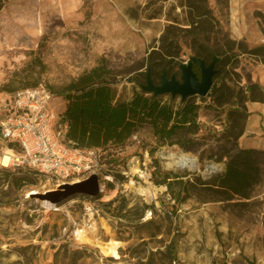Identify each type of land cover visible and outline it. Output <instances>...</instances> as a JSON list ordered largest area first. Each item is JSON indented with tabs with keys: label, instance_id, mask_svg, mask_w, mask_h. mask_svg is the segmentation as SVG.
<instances>
[{
	"label": "rangeland",
	"instance_id": "1",
	"mask_svg": "<svg viewBox=\"0 0 264 264\" xmlns=\"http://www.w3.org/2000/svg\"><path fill=\"white\" fill-rule=\"evenodd\" d=\"M227 1L4 0L0 101L41 85L52 90L49 107L60 112L65 101L56 92L101 58L118 101L130 99L134 87L141 91L150 54L157 62L159 54L179 46L173 70L167 71L177 77V64L199 46L218 50L224 63L221 68L216 65L220 72L206 96L185 99L198 105V127L178 130L173 144L160 145L145 126L118 149L126 179L105 188L99 202L117 197L115 205L122 206V216L93 211L75 195H60L62 183L0 165V264H264V151L240 153L236 139L243 119L235 118L232 111L235 100L245 96L254 70L259 65L264 68V50L253 54L258 46L230 38ZM161 11L172 18L178 15L183 26L174 24L177 30L172 34L167 32L170 24L142 30L139 15ZM99 27L113 37L106 48L96 42ZM163 33L168 36L165 43ZM153 79L159 82L155 74ZM159 97L174 108L182 104L178 96ZM5 149L0 139V158ZM182 154L195 163L175 166L173 157ZM230 160L250 168L251 184L242 189L247 198L204 202L191 196L177 205L166 186L155 182L160 174L214 180ZM148 185L156 189L151 200L137 193ZM78 229H84L93 243L78 242L74 236ZM111 240L121 243L117 256L105 255L99 247Z\"/></svg>",
	"mask_w": 264,
	"mask_h": 264
},
{
	"label": "trees",
	"instance_id": "2",
	"mask_svg": "<svg viewBox=\"0 0 264 264\" xmlns=\"http://www.w3.org/2000/svg\"><path fill=\"white\" fill-rule=\"evenodd\" d=\"M3 5L4 0H0V10ZM256 15L259 23L264 26V16L260 13ZM176 27L174 24L167 26L168 34L177 30ZM167 39L168 36L163 33L161 35L163 43ZM176 49L174 52L166 49L167 53L159 54L160 60L157 62H153V54L149 55L152 79L155 74L160 80L163 68L166 69L168 76L175 74L169 72L173 70L172 64L178 55L179 46ZM261 50H264V47L258 46L252 53L256 54ZM212 53L220 55L214 48L199 46L194 55L210 62ZM165 55L168 56L167 60ZM223 63L220 61L218 68H221ZM156 67H160L159 71H155ZM109 76L110 71L105 65V59L101 58L95 67L84 71L56 92V95L65 101L64 108L58 115L60 120L67 124L66 138L72 141L76 148L97 151L102 175L111 177L106 182L107 188H111L115 180L121 183L126 179L121 173L122 170H126V166L119 160L118 149L124 147L142 128L149 126L157 142L164 145L174 143L172 138L177 135L178 130L191 131L192 127H198L196 103L183 101L180 107L174 108L171 103L162 101L159 96L147 95L143 91H137L135 87L130 99L118 101L116 91L112 87L113 81ZM49 91L53 93L52 90ZM235 118L244 119V116L240 112H235ZM253 151L241 149L240 153H246L248 156ZM234 162L230 160L224 173L214 180H203L200 176L183 180L180 175L171 177L169 174H160V179L155 182L166 186L167 194L177 205L191 196L204 202L229 201L235 196L247 198L242 189L251 184L249 182L251 175L247 172V166ZM72 195L78 197L79 202L91 198L89 195L97 199L100 197L97 190L95 193L86 190ZM115 201L117 197L107 202H98V206L109 214L122 216L123 208L117 207Z\"/></svg>",
	"mask_w": 264,
	"mask_h": 264
},
{
	"label": "built area",
	"instance_id": "3",
	"mask_svg": "<svg viewBox=\"0 0 264 264\" xmlns=\"http://www.w3.org/2000/svg\"><path fill=\"white\" fill-rule=\"evenodd\" d=\"M52 93L44 86L24 88L0 101V139L6 144L4 167L23 168L34 175L62 184L83 180L91 174L107 188L111 179L103 176L95 149H79L66 138L67 124L49 107ZM9 144H12L11 146ZM1 163V161H0ZM1 165V164H0ZM125 176L126 170L121 171ZM81 200L93 211L100 210L101 197ZM76 200L79 202V198Z\"/></svg>",
	"mask_w": 264,
	"mask_h": 264
},
{
	"label": "crops",
	"instance_id": "4",
	"mask_svg": "<svg viewBox=\"0 0 264 264\" xmlns=\"http://www.w3.org/2000/svg\"><path fill=\"white\" fill-rule=\"evenodd\" d=\"M227 2L226 29L230 38L235 41L242 40L254 47L264 46V32L256 15L260 13L264 16V0H228ZM176 9L178 11V6ZM95 18H99L97 13ZM138 20L139 23L142 22L141 27L144 31H147L146 26L157 23L183 26L179 23L178 15L172 18L166 16L164 11L148 17L140 14ZM95 34L99 45L105 48L111 45L113 37L106 28L99 27ZM244 94L245 96L235 100L232 106L233 114L240 112L244 116L236 139L237 145L242 150L264 151V68L261 65L252 73L251 83L245 87Z\"/></svg>",
	"mask_w": 264,
	"mask_h": 264
},
{
	"label": "water",
	"instance_id": "5",
	"mask_svg": "<svg viewBox=\"0 0 264 264\" xmlns=\"http://www.w3.org/2000/svg\"><path fill=\"white\" fill-rule=\"evenodd\" d=\"M221 57L212 53L210 62L204 58L192 55L187 60L177 64L178 77L176 74L168 76L166 69L163 68L160 74L159 83L152 79L151 69L147 67L144 74V84H140V90L146 94L160 96L169 94L171 98L178 96L183 102L190 96H206L213 85V78L219 70L216 65ZM197 67V71L194 70ZM99 184V178L96 174H91L87 178L73 184H62L60 186L64 192L60 195H72L76 192L91 190L95 193Z\"/></svg>",
	"mask_w": 264,
	"mask_h": 264
},
{
	"label": "bare ground",
	"instance_id": "6",
	"mask_svg": "<svg viewBox=\"0 0 264 264\" xmlns=\"http://www.w3.org/2000/svg\"><path fill=\"white\" fill-rule=\"evenodd\" d=\"M1 165L7 166L8 165V156H4L0 158ZM172 163L178 167H185L190 166L195 163V159L193 157H189L188 155H180L173 157ZM100 191L104 192L105 188L104 185L101 184ZM137 193L140 195L145 196L147 200H151L156 196V189L153 188L151 185H148L147 188H138ZM74 236L76 240L80 243H93L86 234L84 229H78L75 231ZM121 243L118 241L111 240L105 244L100 245L101 252L105 255L109 256H117V248Z\"/></svg>",
	"mask_w": 264,
	"mask_h": 264
},
{
	"label": "flooded vegetation",
	"instance_id": "7",
	"mask_svg": "<svg viewBox=\"0 0 264 264\" xmlns=\"http://www.w3.org/2000/svg\"><path fill=\"white\" fill-rule=\"evenodd\" d=\"M217 68V67H216ZM218 69V68H217ZM194 70H197V67L196 66H194ZM159 83V82H158Z\"/></svg>",
	"mask_w": 264,
	"mask_h": 264
}]
</instances>
